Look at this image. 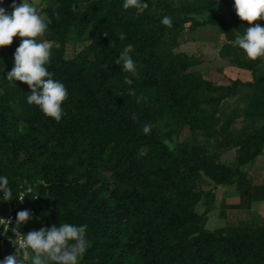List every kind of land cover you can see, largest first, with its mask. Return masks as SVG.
<instances>
[{"label":"trees","instance_id":"1","mask_svg":"<svg viewBox=\"0 0 264 264\" xmlns=\"http://www.w3.org/2000/svg\"><path fill=\"white\" fill-rule=\"evenodd\" d=\"M142 2L141 13L124 0H40L37 12L52 19L41 38L53 43L47 68L68 91L59 123L27 102L26 84L6 80L20 38L0 48V176L13 194L5 202L0 193V217L7 206L14 222L29 210L25 234L87 224L91 247L79 264H264V220L207 228L220 189L239 198L229 210L264 202L260 176L245 170L264 151V58L249 60L232 43L249 25L233 0ZM12 3L0 7L10 13ZM208 26L224 37L218 57L250 81L207 74L199 57L180 50ZM129 43L139 78L115 64ZM145 123L155 125L149 134ZM15 253L20 259L0 249V261Z\"/></svg>","mask_w":264,"mask_h":264},{"label":"clouds","instance_id":"2","mask_svg":"<svg viewBox=\"0 0 264 264\" xmlns=\"http://www.w3.org/2000/svg\"><path fill=\"white\" fill-rule=\"evenodd\" d=\"M0 3H3V0H0ZM233 4L237 17L249 27L243 35H237L232 43L238 46L249 60L264 58V27L259 23L252 26L254 22L264 20V0H233ZM10 7V13L0 7V48L10 46L17 36L20 38V44L14 53V66L8 72L6 80L26 84L31 93L27 95V102L38 106L44 116L59 123L66 114L62 104L68 98V91L63 83L53 79V73L47 68L53 43L41 39L47 33L52 19L47 14L38 13L27 0H22L19 5L13 0ZM123 8L135 9L142 13L148 8V4L142 0H124ZM55 17L58 20L59 14L55 13ZM161 23L171 28L173 21L170 16H164ZM118 38L124 41L126 35L120 33ZM115 43L110 41L109 47H114ZM133 52L134 45L127 44L115 64H122V71L129 73L131 77L139 78L138 64L131 55ZM128 95L135 97L138 104L148 100L143 93L137 95L135 89H130ZM132 119L137 121L138 116L133 113ZM153 127L155 125L145 123L143 133L149 134ZM0 193L3 201L13 200L12 189L6 176H0ZM32 218V213L27 209L17 212L11 231L22 250V259H18L15 253L6 256L0 264H79V260L91 247V241L86 235L87 224L77 226L61 222L59 226L41 227L27 234L20 231ZM0 220L6 225L5 231L13 223L11 218Z\"/></svg>","mask_w":264,"mask_h":264},{"label":"rangeland","instance_id":"3","mask_svg":"<svg viewBox=\"0 0 264 264\" xmlns=\"http://www.w3.org/2000/svg\"><path fill=\"white\" fill-rule=\"evenodd\" d=\"M22 1V0H21ZM35 8L39 4L40 0H27ZM222 6L223 13L227 15V11ZM224 41V37L214 27H204L196 30L195 32L188 35V42L181 45L180 50L187 52L190 55L199 57L203 62L198 67L199 70H205L207 74H215L219 77L218 71H222L227 78L240 79L242 81H250V75L247 73L239 72L235 69L228 68L227 62L223 61L218 57V44ZM262 69V68H261ZM224 159L230 161L233 159V152L228 153L224 156ZM245 170L254 172L260 176L255 178L256 183H264V151L253 164L245 167ZM233 188L228 190L233 192ZM213 205V213L210 215L207 228L212 229L214 227L221 226H234L237 224L240 217L246 218L247 216H253L264 220V202L253 203L252 208L249 212L240 213L236 210L226 209V205H236L239 202V198L228 194L225 190H218L215 192V200ZM223 212V217L217 216L218 213ZM242 215V216H240Z\"/></svg>","mask_w":264,"mask_h":264},{"label":"built area","instance_id":"4","mask_svg":"<svg viewBox=\"0 0 264 264\" xmlns=\"http://www.w3.org/2000/svg\"><path fill=\"white\" fill-rule=\"evenodd\" d=\"M25 193V192H24ZM24 193H20L18 198H23L22 201L18 200L20 203L24 201ZM4 215L0 217V219L7 220L8 218L12 219V224L8 226V230L5 231L6 225L4 224L3 220H0V249L6 250L9 249L11 251H19L20 252V259H22V250L18 247L17 242L15 241L16 237L13 235L11 228L14 227V216H13V207L7 206L3 213Z\"/></svg>","mask_w":264,"mask_h":264}]
</instances>
